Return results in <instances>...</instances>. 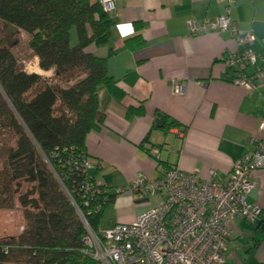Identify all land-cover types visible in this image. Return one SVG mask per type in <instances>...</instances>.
I'll list each match as a JSON object with an SVG mask.
<instances>
[{
    "label": "crops",
    "instance_id": "crops-1",
    "mask_svg": "<svg viewBox=\"0 0 264 264\" xmlns=\"http://www.w3.org/2000/svg\"><path fill=\"white\" fill-rule=\"evenodd\" d=\"M223 11L221 0H116L107 44L86 49L105 59L108 75L123 93L118 100L100 93L102 123L84 141L92 176L113 196L99 232L131 223L156 202L129 192L135 178L161 179L175 167L200 178L213 170L224 181L233 163L253 149L252 142L264 139L259 130L264 80L251 90L234 85V71L221 61L244 46L264 55V0H237L229 10L240 30L254 34L249 46H239L227 33L189 35L188 21L200 23ZM75 42L72 33L71 44ZM253 72L246 70L247 75ZM176 85L181 94L174 93ZM128 109L139 112L127 118ZM158 114L164 117L160 127L155 124ZM252 180L247 201L261 208V216L252 223L231 222L222 264H264V169L255 171ZM127 205L132 209L128 214L109 218L115 207L122 211Z\"/></svg>",
    "mask_w": 264,
    "mask_h": 264
},
{
    "label": "trees",
    "instance_id": "trees-1",
    "mask_svg": "<svg viewBox=\"0 0 264 264\" xmlns=\"http://www.w3.org/2000/svg\"><path fill=\"white\" fill-rule=\"evenodd\" d=\"M0 22L24 32L38 68L52 73H27L0 46V128L15 137L7 170L0 172V207L11 208L16 195L24 221L16 236L0 238V264H96L85 252L87 230L71 201L99 234L113 196L99 195L84 206L80 179L68 176L66 160L88 157L85 137L102 123L100 93L123 96L105 59L86 51L107 44L113 20L96 0H0ZM138 112L128 109L126 117ZM23 183L30 187L20 192Z\"/></svg>",
    "mask_w": 264,
    "mask_h": 264
},
{
    "label": "built area",
    "instance_id": "built-area-1",
    "mask_svg": "<svg viewBox=\"0 0 264 264\" xmlns=\"http://www.w3.org/2000/svg\"><path fill=\"white\" fill-rule=\"evenodd\" d=\"M102 11L110 14L116 0H96ZM224 11L213 19L200 23L187 22L190 36L204 33H227L239 46L251 45L255 36L251 31L240 30L229 16L230 7L237 0H221ZM223 65L233 70L230 80L247 90L264 80V55L250 47L228 53L221 58ZM254 68L250 75L246 70ZM181 94L182 87L174 86ZM264 132V122L259 124ZM253 149L244 153L232 165L226 180L216 177L215 171L200 178L197 172L183 173L170 168L161 179L135 178L129 192L140 199L156 200L146 211L129 224H116L113 228L93 233L77 206L71 201L83 221L87 233L82 238L86 254L96 264H222L228 238L232 235L231 222L242 219L250 223L261 216V208L249 203L247 196L254 188L252 175L264 169V139L253 141ZM158 158V152L153 153ZM68 176L80 179L79 192L83 204L96 202L99 195L106 196V187L94 179L90 172L93 163L88 157L70 156L66 160ZM97 202L96 209L101 204Z\"/></svg>",
    "mask_w": 264,
    "mask_h": 264
},
{
    "label": "rangeland",
    "instance_id": "rangeland-1",
    "mask_svg": "<svg viewBox=\"0 0 264 264\" xmlns=\"http://www.w3.org/2000/svg\"><path fill=\"white\" fill-rule=\"evenodd\" d=\"M0 46L8 47L15 56L18 63L24 68L27 73H40L43 77L45 74L40 72L33 60V54L28 48V36L20 31L11 27H6L0 22ZM15 137L13 132L8 129L0 128V172L4 173L7 170V154L9 149L14 148ZM20 192L23 189H28V184L21 185ZM132 209L130 205L123 208L122 211L115 207L109 214V218L113 219L120 213L128 214ZM24 221L22 218V209L16 201H14L11 208L0 207V238L8 236H16L23 228Z\"/></svg>",
    "mask_w": 264,
    "mask_h": 264
},
{
    "label": "water",
    "instance_id": "water-1",
    "mask_svg": "<svg viewBox=\"0 0 264 264\" xmlns=\"http://www.w3.org/2000/svg\"><path fill=\"white\" fill-rule=\"evenodd\" d=\"M164 123V117L160 114L157 115V118L155 120V124L160 127Z\"/></svg>",
    "mask_w": 264,
    "mask_h": 264
}]
</instances>
